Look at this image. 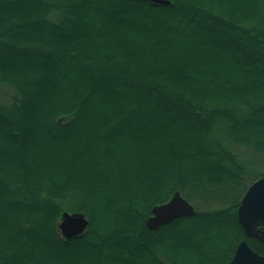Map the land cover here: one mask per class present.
Here are the masks:
<instances>
[{
	"label": "trees",
	"instance_id": "1",
	"mask_svg": "<svg viewBox=\"0 0 264 264\" xmlns=\"http://www.w3.org/2000/svg\"><path fill=\"white\" fill-rule=\"evenodd\" d=\"M0 83V264L264 254L238 218L264 175V0H0ZM176 191L197 212L149 228Z\"/></svg>",
	"mask_w": 264,
	"mask_h": 264
},
{
	"label": "water",
	"instance_id": "2",
	"mask_svg": "<svg viewBox=\"0 0 264 264\" xmlns=\"http://www.w3.org/2000/svg\"><path fill=\"white\" fill-rule=\"evenodd\" d=\"M149 1L158 4L171 3V0ZM196 212V206L180 191H176L169 201L153 207L147 225L155 230L176 218L191 216ZM238 218L247 236L255 237L264 243V175L256 179L242 197ZM89 224L90 220L84 212L65 210L59 228L65 237L72 238L82 234ZM229 264H264V254L255 251L248 241L243 239Z\"/></svg>",
	"mask_w": 264,
	"mask_h": 264
},
{
	"label": "rangeland",
	"instance_id": "3",
	"mask_svg": "<svg viewBox=\"0 0 264 264\" xmlns=\"http://www.w3.org/2000/svg\"><path fill=\"white\" fill-rule=\"evenodd\" d=\"M14 95H15V90L12 87H10L8 85H5L3 83H0V102L1 103H7V104L11 103L12 100H13ZM262 170H264V167H262ZM194 205L196 206V209H198V206L196 204H194ZM70 212H75V211H70ZM61 219H62V217H61Z\"/></svg>",
	"mask_w": 264,
	"mask_h": 264
}]
</instances>
